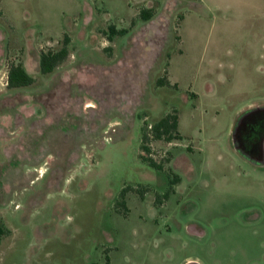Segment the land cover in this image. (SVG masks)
<instances>
[{
  "label": "rangeland",
  "instance_id": "374dc122",
  "mask_svg": "<svg viewBox=\"0 0 264 264\" xmlns=\"http://www.w3.org/2000/svg\"><path fill=\"white\" fill-rule=\"evenodd\" d=\"M263 103L264 0H0V264H264V166L232 141Z\"/></svg>",
  "mask_w": 264,
  "mask_h": 264
},
{
  "label": "trees",
  "instance_id": "16d2710c",
  "mask_svg": "<svg viewBox=\"0 0 264 264\" xmlns=\"http://www.w3.org/2000/svg\"><path fill=\"white\" fill-rule=\"evenodd\" d=\"M139 15L142 19H148L151 16V10L147 8H142L139 12ZM128 30L127 27H121L116 28L113 24L109 25V31H108V37H111L114 34H124ZM70 36L69 34L65 33L61 46L54 50V49H48V50H41L40 51V57H39V65H40V71L42 74H48L49 72H52L61 62H63L69 52H70ZM35 80V77L30 74L25 67L23 66L22 62H11L8 67V73H7V87L8 88H18V87H24L30 85ZM164 79L162 77H159L157 79V84H164ZM178 120H177V114L175 111L173 112H167L157 120L153 122L152 125H150V133L143 131L142 129V140H148V139H165V140H171L172 138L180 137V132L177 128ZM142 149L149 150V147L144 145L142 143ZM141 157L144 160L148 161V164L158 168L162 169V166L160 163H157L154 159L151 157H145L144 155H141ZM178 175H176V178L169 177V184L170 189L173 187V184L178 181ZM169 189V190H170ZM125 190V189H124ZM124 190H122V197L124 195ZM169 191L165 192L163 195L167 196ZM158 197H156V200ZM124 203V201L122 200ZM2 228L0 227V235L2 233Z\"/></svg>",
  "mask_w": 264,
  "mask_h": 264
},
{
  "label": "flooded vegetation",
  "instance_id": "af4514ba",
  "mask_svg": "<svg viewBox=\"0 0 264 264\" xmlns=\"http://www.w3.org/2000/svg\"><path fill=\"white\" fill-rule=\"evenodd\" d=\"M233 147L249 162L264 166V103L242 111L232 128Z\"/></svg>",
  "mask_w": 264,
  "mask_h": 264
},
{
  "label": "crops",
  "instance_id": "0c3cea01",
  "mask_svg": "<svg viewBox=\"0 0 264 264\" xmlns=\"http://www.w3.org/2000/svg\"><path fill=\"white\" fill-rule=\"evenodd\" d=\"M39 57H40V55H39ZM25 64V63H24ZM24 67H25V69L30 73V71L28 70V66L27 65H24ZM39 67H40V65H39ZM31 74V73H30ZM196 264V263H195Z\"/></svg>",
  "mask_w": 264,
  "mask_h": 264
},
{
  "label": "built area",
  "instance_id": "2783aa9c",
  "mask_svg": "<svg viewBox=\"0 0 264 264\" xmlns=\"http://www.w3.org/2000/svg\"><path fill=\"white\" fill-rule=\"evenodd\" d=\"M5 83H7V81H5ZM5 83H4V84H5Z\"/></svg>",
  "mask_w": 264,
  "mask_h": 264
}]
</instances>
